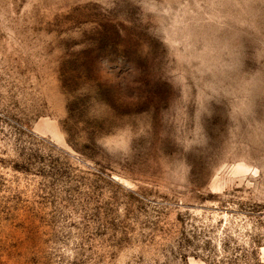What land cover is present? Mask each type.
<instances>
[{
	"label": "rangeland",
	"instance_id": "374dc122",
	"mask_svg": "<svg viewBox=\"0 0 264 264\" xmlns=\"http://www.w3.org/2000/svg\"><path fill=\"white\" fill-rule=\"evenodd\" d=\"M0 264H264V0H0Z\"/></svg>",
	"mask_w": 264,
	"mask_h": 264
}]
</instances>
